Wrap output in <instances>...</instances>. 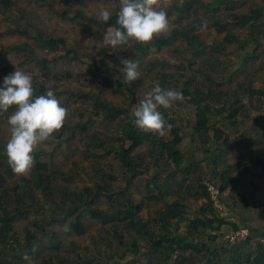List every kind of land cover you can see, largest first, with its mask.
I'll list each match as a JSON object with an SVG mask.
<instances>
[{"label": "rangeland", "instance_id": "1", "mask_svg": "<svg viewBox=\"0 0 264 264\" xmlns=\"http://www.w3.org/2000/svg\"><path fill=\"white\" fill-rule=\"evenodd\" d=\"M174 1L178 4H173ZM185 1L154 0L155 7L167 12L168 28L148 42L166 38L173 29L180 27L185 28L186 37L195 36L194 50L177 35L160 48L151 45L141 51L130 41L117 46L118 49L104 45L103 37L108 28H102V21L96 13L106 7L112 16L115 15L120 0H0V78L15 68L26 71L33 77L36 94L52 88L65 105L67 115L63 124L70 127L91 119L84 129L76 128L73 136L72 128H64L61 135L58 132L51 134L34 150L32 167L25 174H17L4 152L9 137L7 116L12 108L0 114V218L5 216L3 209L10 212L13 219L4 223H9L12 233L19 238L18 248H21L17 254L12 253L0 242L1 263L29 264L25 259L28 257L31 264L51 260L49 264H69L76 261V253L84 256L79 264H86L93 260L96 247L102 255H96L93 263L108 256L115 257L117 242L114 241L112 247L102 242L108 239L106 230L109 227L91 218V208L83 206L85 201L78 202L70 214L60 206L68 195H78L86 189H92L89 195L87 193L88 199L92 200L96 194L94 184L101 178L110 182L113 188L125 185L128 179L125 168L112 154H105V147L119 143L128 118L124 113L100 104L128 108L131 112L143 93L156 83L163 88L189 92V99L184 98L180 104L176 101L170 108L160 111L164 118H174V126L181 134L178 149L186 160L198 162L190 177L208 185L212 156L206 157L199 146L203 144L216 152L213 144L215 129L224 137H230L234 145L215 167L218 173L227 170L226 178L230 182L227 191L219 194L214 186L208 185L215 207L227 223L222 227V233L232 232L231 223L237 222L241 226L243 218L244 221L252 219L264 227V165L259 166L252 159L248 169H243L247 154L253 158L258 154L264 160V0H224L214 10L204 5L215 0H192L188 11L181 13L179 9ZM259 14V19H252L253 15ZM240 19L249 22L241 25ZM215 21L221 26H216ZM92 32H98L99 36L92 35ZM228 34L235 38L232 42H227ZM51 39H63L65 45L52 46L49 44ZM148 42L138 41L143 46ZM122 59H135L140 71L137 79L123 82ZM127 86L132 88V94L126 90ZM212 91L220 94V101L208 99ZM200 97L212 104L207 111L211 127L206 134L207 143H203L192 130L196 107L193 99ZM163 135L165 139L171 138L166 128ZM100 140L105 144L103 149L98 148ZM135 156L141 158L140 169L147 168V172L143 170V174L131 179L128 192L134 199L140 201L144 195L157 194L164 183H169V189L175 191L170 173L152 165L144 144L136 148ZM157 158V165L163 167L164 158ZM37 163L48 165L50 180L46 184L52 187V191H46V195L33 178ZM156 174L157 186H151L148 177ZM29 186L30 197L26 193ZM195 189H198L196 185L186 192L185 204L191 213L204 203L203 199L192 195ZM243 197L250 202L249 207L244 205ZM167 199L174 200L173 197ZM161 206V202H145L137 217L139 225L145 224L158 234V226L152 217L154 210ZM93 207L103 211L109 209L103 197ZM75 218L82 224L84 232L81 235L72 228ZM188 220L174 224V227L184 232ZM29 233L33 234L32 238H28ZM134 235L135 232L124 230L125 238ZM137 246L140 249L137 259L142 264L145 261L143 239ZM256 246L257 239L250 247L256 250ZM124 255L121 264H130L134 257L130 252ZM243 264L247 261L244 260Z\"/></svg>", "mask_w": 264, "mask_h": 264}, {"label": "trees", "instance_id": "2", "mask_svg": "<svg viewBox=\"0 0 264 264\" xmlns=\"http://www.w3.org/2000/svg\"><path fill=\"white\" fill-rule=\"evenodd\" d=\"M223 1L224 0H215L212 4H205L204 7L214 10ZM192 2V0H186L179 11L181 13H186L190 5L193 4ZM173 4L177 5L178 2L174 1ZM263 11L264 9H262V12ZM65 12L69 13L68 10H65ZM259 18L260 14L258 16H252V19ZM116 19L117 17L115 14L111 16L107 22L102 21V28L105 30L109 26H117ZM238 22L241 25H245L249 20L240 19ZM215 24L218 27L221 26L218 21H215ZM185 33V28L178 27L173 29L172 33L166 38L153 39V43L148 42L146 46L140 45L138 41L133 39H129V41L134 44V48L145 51L150 48L151 45L160 48L161 46L168 44L170 38H174L178 35L186 40L193 48L195 36L186 37ZM98 34V32H92V35L94 36H99ZM39 39L44 41L42 37H39ZM226 39L227 42H232L235 38L228 34L226 35ZM49 44L52 46H57L58 44L65 45V41L63 39H51L49 40ZM44 63L47 62L44 61ZM126 90L129 94H132V88L127 86ZM181 92L183 93L182 101L187 97L189 99V92L186 89L181 90ZM212 92L213 93L208 99L211 101L214 99V102L220 101V94L218 92ZM193 100L196 103V107L195 122L192 126V130L195 132V135L203 141V143H207L206 134L211 128L208 123L207 111L212 108V104L210 101L208 102L201 97ZM96 103L100 104L98 101ZM177 103L180 104L179 101H177ZM100 105L106 109L110 110L112 108L111 110L118 113H124V116L128 118V121L125 123L119 136V143L116 144V146L108 144L105 147L102 140H100L101 143L99 142L97 144L99 149L105 147V154H112L114 158L120 162V165L125 168V173L128 174V179L124 186L113 188L110 186V182H105L103 178H101V181L94 184L96 194L91 198L92 200L88 199V195L92 189H86L85 192L78 195H75L74 193L68 195L65 202L60 206L65 208L70 214L76 209L78 202L83 203V201H85L83 206H85V209L91 208L89 211L91 218L100 220L104 225L109 227H107L108 229L106 230V236L108 239L102 240L105 246L112 247L113 242H117V249H115L116 252L114 253V258L108 256L102 261L93 263L96 255H102L98 247H96L94 250L95 255L92 257L93 260L86 264H121L122 261L120 259L125 256L124 253L126 252H130L134 257V259L129 262L130 264H141L137 259L140 253L137 244L140 243L141 239H143L145 247V251L143 252L145 261L142 264H243L244 260L247 261V264H264V246L259 240L257 241L256 250L252 248L253 246L250 247L251 242L255 240L251 234L245 240L235 244H230L226 239H221L222 236H225V234L222 233V227L227 223L224 217H222L221 212L215 207V200L212 198L213 194L209 190L208 185L211 184L214 186L219 194L227 191L230 185V182L226 178V174H228L227 170L223 173H218L215 170V167L218 166L219 162L224 159V156L234 146L229 140L230 137H224L222 133H219L218 129H215V132L217 133H215V142L213 144L216 146V152H213L209 147H206L203 144H200L199 146L200 149H203L205 152L206 157L210 158L212 156L210 162L211 177L208 179L207 185L203 184L200 180L190 177L191 171L197 166L198 162H195L193 159H188L187 161L184 153L178 149L181 134H179V128L174 126V118H165L166 122L171 124L170 128H166L171 138L165 139L164 135H161L156 131H146L135 126L132 122V117L130 115L131 112H129L128 108L118 109L106 104ZM88 120L87 122L76 123L70 127L67 126V124H63L61 128L54 133L58 132L59 135H61L64 128H72L73 136V132L76 128L84 129L87 127ZM142 144L145 145L146 151H148V156L151 159L150 162L152 163L153 161L152 165L158 166V169L165 168L164 170H167L170 173V179L176 187L175 191L169 189L171 187L169 183H164L157 194L147 197L144 195L141 197L140 201L134 199L133 195L128 192L132 181L131 179L136 175L143 174V170H147V168L140 169L141 158L135 156L136 148ZM158 156L164 158L163 167L157 165ZM246 158L247 160L244 162L243 167L244 171L248 169L249 161L252 159L255 160L259 166L264 165V160L260 158L258 154L254 158L250 154H247ZM236 166L241 168L237 164ZM217 176L219 177L217 178ZM33 178L35 183L39 184L41 191H43L45 195L46 191H52V187L49 184H46V181L50 180L48 165L46 163H37L35 165ZM148 178H150L151 186H157V174L154 177L151 176ZM214 178L218 181H215ZM195 185L198 189H195V192L192 195L203 199L204 203L202 206L198 207L196 211L191 213L189 207L185 204L188 197L186 192L187 189L193 190ZM253 187L256 188L255 185ZM26 193L30 197V186L26 190ZM100 197H103L106 200L109 206L108 210L103 211L98 207H93ZM168 197H173L174 200L168 201ZM242 200L246 207L250 206V202L246 197H243ZM145 202L162 203L160 208L154 210V217H152V220L158 226V234L153 233L145 224L139 225L137 217L142 209H144ZM67 205H70L71 207L67 208ZM3 212L5 213V216L0 218L2 224L0 225V242L5 249L9 247L12 253L17 254L21 249L18 248L19 238H17L16 234L12 233V228L9 223H4V221H10L13 218L10 216L11 214L8 210L3 209ZM190 217H192V219H190ZM187 218H189V220L187 221L184 232L179 231L178 227H174V224L179 225L181 221L187 220ZM72 223L73 230H76L81 235L84 232L81 226L82 224L79 223L77 218L73 219ZM230 227L232 232H237L243 228L237 222L231 223ZM124 230L127 232L133 231L136 235L125 238ZM32 237L33 234L29 233L28 238ZM14 243L17 247L14 246ZM74 256L76 257V261H72L69 264H79V262L84 260V256L82 257L80 254L75 253ZM226 257H228V260H224ZM50 262H52V260ZM50 262L45 261L44 264H49ZM0 264L3 263L0 262Z\"/></svg>", "mask_w": 264, "mask_h": 264}, {"label": "clouds", "instance_id": "3", "mask_svg": "<svg viewBox=\"0 0 264 264\" xmlns=\"http://www.w3.org/2000/svg\"><path fill=\"white\" fill-rule=\"evenodd\" d=\"M97 18L107 22L112 12L102 7ZM116 25L109 26L103 40L105 46L118 49L129 39L139 42L150 41L155 34L167 30V12L154 6V0H120L116 12ZM123 82L133 81L140 76L135 59H122ZM183 93L177 89L163 88L159 83L143 93L138 104L132 109L131 117L135 126L156 131L163 135L170 128L161 108H170L174 102L182 101ZM10 107L12 110L9 112ZM9 112L7 124L9 137L4 152L12 170L25 174L33 164V152L51 134L63 125L67 108L48 88L43 94H36L33 77L26 71L15 68L0 78V114ZM26 260L30 258L25 257Z\"/></svg>", "mask_w": 264, "mask_h": 264}, {"label": "crops", "instance_id": "4", "mask_svg": "<svg viewBox=\"0 0 264 264\" xmlns=\"http://www.w3.org/2000/svg\"><path fill=\"white\" fill-rule=\"evenodd\" d=\"M241 227H246L249 230V233L255 239H257V241H259L264 236V227L260 226L257 222H254V220L252 219L244 221L243 218V223H241Z\"/></svg>", "mask_w": 264, "mask_h": 264}, {"label": "built area", "instance_id": "5", "mask_svg": "<svg viewBox=\"0 0 264 264\" xmlns=\"http://www.w3.org/2000/svg\"><path fill=\"white\" fill-rule=\"evenodd\" d=\"M249 230L248 229H240L237 232H231L229 234H226L224 236V239H226L230 244H235L237 242H240L242 240H245L249 236ZM261 243L264 246V236L260 239Z\"/></svg>", "mask_w": 264, "mask_h": 264}]
</instances>
